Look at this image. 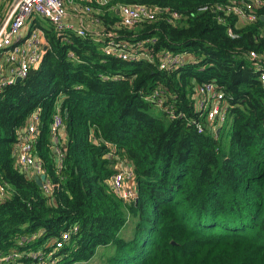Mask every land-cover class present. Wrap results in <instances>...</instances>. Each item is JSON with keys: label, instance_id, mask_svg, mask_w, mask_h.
Listing matches in <instances>:
<instances>
[{"label": "trees", "instance_id": "trees-1", "mask_svg": "<svg viewBox=\"0 0 264 264\" xmlns=\"http://www.w3.org/2000/svg\"><path fill=\"white\" fill-rule=\"evenodd\" d=\"M223 1L114 0L171 11L130 29L103 11L97 41L35 20L46 43L39 64L0 88V255L16 254L0 264H264V83L248 58L264 54V4L231 38L199 10ZM173 12L179 17L168 20ZM109 34L152 39L137 45L152 58L106 54ZM164 51L186 52V62L161 69ZM207 81L226 105L215 129L195 98ZM56 111L64 129L54 142ZM34 113L49 195L15 164ZM119 159L131 164L132 200L108 183ZM63 232L69 238L55 248Z\"/></svg>", "mask_w": 264, "mask_h": 264}, {"label": "built area", "instance_id": "built-area-1", "mask_svg": "<svg viewBox=\"0 0 264 264\" xmlns=\"http://www.w3.org/2000/svg\"><path fill=\"white\" fill-rule=\"evenodd\" d=\"M70 3L78 5L79 0H69ZM83 4L74 12L79 19L77 27L68 22V10L66 0H0V74L7 72L8 76H1L0 88L6 84L15 82L16 78L23 79L27 76L32 67H36L42 57L45 37L43 30L34 22L36 19L48 20L58 32L63 34L66 31H73L79 36L89 34L94 40L102 39L104 33L98 27V16L103 12H114L120 18L125 28L135 27L141 20H153L157 11H171L169 8L155 10L143 4L112 3L114 0H81ZM264 4V0H225L212 5L199 7L201 11H208L217 16L220 23L228 26L227 35L236 38L238 26L254 22L257 18L256 10ZM71 14L74 16L73 11ZM85 16L89 17L88 21ZM235 18V24L228 23L227 18ZM176 12L170 14L168 20L178 18ZM89 22V26L85 23ZM235 26V28H234ZM108 41L103 47L106 54H114L124 60L151 59L152 55L141 51L137 45L145 42H152L148 39L137 44L117 40V37L109 34ZM186 52L164 51L159 60V68L169 69L183 65L186 62ZM248 56V55H247ZM248 58L253 61L254 69L258 71L259 79L264 83V54L251 51ZM195 98L197 106L204 112L205 119L213 123H221L226 118V105L224 95L217 84L211 81L198 84ZM39 118L32 114L29 123L20 133V142L15 150V164L24 173L31 177L33 175H45L40 159L35 155L34 142L38 134ZM52 140L57 141L64 129V121L56 111L53 114L51 124ZM198 132H202L201 125ZM57 154L59 149L56 148ZM60 161V159H59ZM128 171H116L108 180L112 192L123 200H132L136 191L124 188V179ZM41 186L46 194H50L53 184L46 178L42 180ZM5 186L0 183V196L5 193ZM77 227H73L75 232ZM69 238L68 232L61 233L55 240V248H60ZM16 254L0 255V262L7 261ZM33 258L41 259L38 252H31Z\"/></svg>", "mask_w": 264, "mask_h": 264}, {"label": "rangeland", "instance_id": "rangeland-1", "mask_svg": "<svg viewBox=\"0 0 264 264\" xmlns=\"http://www.w3.org/2000/svg\"><path fill=\"white\" fill-rule=\"evenodd\" d=\"M38 20L40 19H37L36 21L38 22ZM119 164L117 165L116 167V171H128L129 174H126V177L124 179V188L126 190H131L132 192H135V189H134V181H133V175H132V172H131V169L129 167V164L126 160L124 159H119ZM131 165V164H130ZM100 255V254H99ZM98 255V256H99ZM104 258V257H102ZM99 262V259L95 258L91 261H80V263H73V264H95V263H98Z\"/></svg>", "mask_w": 264, "mask_h": 264}, {"label": "crops", "instance_id": "crops-1", "mask_svg": "<svg viewBox=\"0 0 264 264\" xmlns=\"http://www.w3.org/2000/svg\"><path fill=\"white\" fill-rule=\"evenodd\" d=\"M81 4H83V1H81V0L78 1V5L70 3L69 0H66V3H65L66 10H68V15H67L68 22H70L75 27H77L79 19L75 16L74 12L76 11V9L79 10V8L81 7ZM72 11H73L74 16L71 14ZM85 19L88 21L89 17L85 16ZM85 24H86V26H89V22H87ZM45 45H46V43L43 45V47ZM1 76H8V74H7V72H4L3 74H0V78H1ZM33 176H34L33 178H35V175H33Z\"/></svg>", "mask_w": 264, "mask_h": 264}, {"label": "water", "instance_id": "water-1", "mask_svg": "<svg viewBox=\"0 0 264 264\" xmlns=\"http://www.w3.org/2000/svg\"><path fill=\"white\" fill-rule=\"evenodd\" d=\"M18 81H20V78H16L15 82H18ZM34 179H35V181H36L39 185H41L42 180L45 179V175L42 174V175H40L39 177L36 176Z\"/></svg>", "mask_w": 264, "mask_h": 264}]
</instances>
